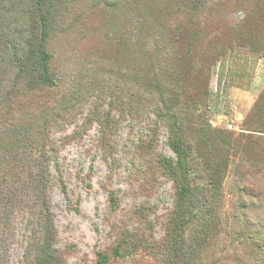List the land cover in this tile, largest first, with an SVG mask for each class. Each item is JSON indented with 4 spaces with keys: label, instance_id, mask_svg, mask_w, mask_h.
<instances>
[{
    "label": "trees",
    "instance_id": "1",
    "mask_svg": "<svg viewBox=\"0 0 264 264\" xmlns=\"http://www.w3.org/2000/svg\"><path fill=\"white\" fill-rule=\"evenodd\" d=\"M236 48L264 60V0H0V264L15 246L18 264H69L52 193L92 130L109 243L86 264H264V86L237 132L209 117ZM121 153L143 200L118 217Z\"/></svg>",
    "mask_w": 264,
    "mask_h": 264
},
{
    "label": "rangeland",
    "instance_id": "2",
    "mask_svg": "<svg viewBox=\"0 0 264 264\" xmlns=\"http://www.w3.org/2000/svg\"><path fill=\"white\" fill-rule=\"evenodd\" d=\"M264 86V60L250 54L246 49L236 48L221 59L212 70L210 82V121L213 125L225 128L231 125L233 132L238 131V124L248 112ZM56 134L58 138L71 132ZM229 131V130H228ZM94 130L84 137L82 146L71 144L60 153L62 179L66 186L67 198L56 188L52 193V203L56 214L59 247L72 246L74 251L68 257L69 264H86L94 259V251L109 243L108 227L102 217L106 197L101 184L107 175V168L95 152H88L86 147L94 136ZM125 141L122 132L120 145ZM161 151L172 156L168 148L161 146ZM91 153V154H90ZM121 166L109 181L110 188L117 191L120 214L128 210L133 203L143 200L137 194V182L128 171V157L120 154ZM169 185L159 188L157 195L151 197V203H157L158 215L170 205ZM228 200V199H227ZM229 207V202L227 204ZM12 264H18L21 248L15 246L11 251Z\"/></svg>",
    "mask_w": 264,
    "mask_h": 264
},
{
    "label": "built area",
    "instance_id": "3",
    "mask_svg": "<svg viewBox=\"0 0 264 264\" xmlns=\"http://www.w3.org/2000/svg\"><path fill=\"white\" fill-rule=\"evenodd\" d=\"M227 130H232V126L231 125H229V126H227Z\"/></svg>",
    "mask_w": 264,
    "mask_h": 264
}]
</instances>
